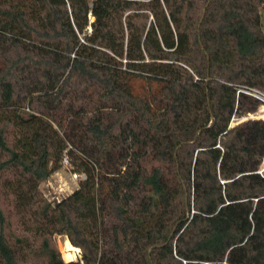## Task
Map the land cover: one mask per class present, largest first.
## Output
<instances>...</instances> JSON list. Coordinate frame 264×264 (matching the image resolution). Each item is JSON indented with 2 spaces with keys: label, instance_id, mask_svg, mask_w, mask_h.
Here are the masks:
<instances>
[{
  "label": "trees",
  "instance_id": "trees-1",
  "mask_svg": "<svg viewBox=\"0 0 264 264\" xmlns=\"http://www.w3.org/2000/svg\"><path fill=\"white\" fill-rule=\"evenodd\" d=\"M248 88L264 0H0V264L61 262L54 235L72 264H264ZM65 157L87 179L49 202Z\"/></svg>",
  "mask_w": 264,
  "mask_h": 264
},
{
  "label": "rangeland",
  "instance_id": "rangeland-1",
  "mask_svg": "<svg viewBox=\"0 0 264 264\" xmlns=\"http://www.w3.org/2000/svg\"><path fill=\"white\" fill-rule=\"evenodd\" d=\"M260 116H264V104L262 103H261L259 111L256 114H251L250 117L248 118L262 119L260 118ZM246 119L247 118L235 119L234 124L238 123L239 121H244ZM263 169H264V162H263V165L260 171ZM79 183L80 181H76L73 178L72 168L70 164L67 167L62 165L61 169L55 174H53L48 181L43 183L40 189L43 194V197L47 201L56 203L57 199L61 200L63 198H66L69 195H71L75 190H77L79 188ZM115 223L116 222L110 217L105 219V224L107 226H111ZM68 241H69L68 238L64 235H54L52 238L53 247L56 248L61 254V257L59 260L61 262L57 264H72L71 262H77V261H80L81 259V252L80 254L77 252L76 253L73 252V254L75 255L73 261L67 262L64 260L63 248L66 242ZM43 261L45 262V260L42 258H34L33 256L30 255L29 260L25 264H43L44 263Z\"/></svg>",
  "mask_w": 264,
  "mask_h": 264
},
{
  "label": "built area",
  "instance_id": "built-area-1",
  "mask_svg": "<svg viewBox=\"0 0 264 264\" xmlns=\"http://www.w3.org/2000/svg\"><path fill=\"white\" fill-rule=\"evenodd\" d=\"M239 92H243L244 94L246 95H249L257 100H259V102H261L262 104H264V92L260 91V90H257V89H251V88H248V89H243V90H240ZM260 118H262V120H264V116H260ZM248 119V118H247ZM235 120V119H234ZM63 165L64 166H68L69 165V160L67 157L64 158L63 160ZM259 173L261 175H264V169L259 171ZM73 174V178L76 180V181H84L87 179V176L84 175V174H78V173H75V172H72ZM64 199V198H63ZM62 200V199H61ZM60 199H57L56 200V203L57 202H60L61 201ZM195 213L194 210H192V215ZM77 251L78 253L80 254V249L77 248Z\"/></svg>",
  "mask_w": 264,
  "mask_h": 264
},
{
  "label": "bare ground",
  "instance_id": "bare-ground-1",
  "mask_svg": "<svg viewBox=\"0 0 264 264\" xmlns=\"http://www.w3.org/2000/svg\"><path fill=\"white\" fill-rule=\"evenodd\" d=\"M73 252H77V248L76 247H73L71 245V243L68 241L66 242V244L64 245V248H63V256H64V260L67 261V262H71L74 260V254Z\"/></svg>",
  "mask_w": 264,
  "mask_h": 264
}]
</instances>
